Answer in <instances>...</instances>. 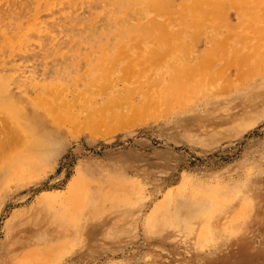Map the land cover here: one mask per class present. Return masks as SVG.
<instances>
[{
    "label": "rangeland",
    "instance_id": "obj_1",
    "mask_svg": "<svg viewBox=\"0 0 264 264\" xmlns=\"http://www.w3.org/2000/svg\"><path fill=\"white\" fill-rule=\"evenodd\" d=\"M0 264H264V0H0Z\"/></svg>",
    "mask_w": 264,
    "mask_h": 264
},
{
    "label": "bare ground",
    "instance_id": "obj_2",
    "mask_svg": "<svg viewBox=\"0 0 264 264\" xmlns=\"http://www.w3.org/2000/svg\"><path fill=\"white\" fill-rule=\"evenodd\" d=\"M60 4V3H59ZM58 7H60V6H58ZM57 7V8H58ZM48 17V16H47ZM37 18V17H36ZM40 20V19H39ZM50 20V19H49ZM48 21V20H47ZM51 21V20H50ZM49 22V21H48ZM59 28V27H58ZM50 32V31H49ZM30 36V35H29ZM25 36L23 35V38H24ZM40 37V36H39ZM23 38H21V40L23 39ZM25 39V38H24ZM23 39V40H24ZM27 40V39H26ZM23 42V41H22ZM25 42V41H24ZM28 43V42H27ZM34 43V42H33ZM24 51V50H23ZM6 60V59H5ZM25 70V69H24ZM7 81V80H6ZM5 83V82H4ZM23 84V83H22ZM3 85V84H2ZM5 85V84H4ZM4 85H3V87H4ZM4 91H6V90H4ZM2 96V95H1ZM7 98V97H6ZM12 98V97H11ZM12 100V99H11ZM10 100H8L7 102H9ZM22 103V102H21ZM20 105H22V104H20ZM31 106H33V104L31 105ZM24 107V106H23ZM36 108H37V106H36ZM25 109V108H24ZM8 110H11V111H13V109H8ZM26 110V109H25ZM27 111V110H26ZM23 112V111H22ZM24 113V112H23ZM28 115H30V117L31 118H33L34 119V121H33V119L31 120V118H29L28 117V119H30L32 122H35V123H33L34 125L36 124V123H39V121H40V119L42 118H37V117H34L32 114H30V113H28V112H26ZM41 114H39V116H40ZM48 115V114H47ZM10 116H11V113H10ZM18 117H19V115H17ZM207 117V116H206ZM205 117V118H206ZM24 120V119H23ZM29 121V120H28ZM30 122V121H29ZM56 122V121H55ZM203 122V121H202ZM20 123V122H19ZM22 123V122H21ZM43 124V123H42ZM45 124V123H44ZM26 125V124H25ZM61 125V124H60ZM20 126H21V124H20ZM31 126V125H30ZM28 126L29 128H31V129H34L33 127L34 126ZM35 126H37V124L35 125ZM39 126V125H38ZM50 128V127H49ZM27 130H28V128H26ZM31 129H29V130H31ZM54 129V128H53ZM32 131V130H31ZM28 161V160H27ZM30 161V160H29ZM30 164V163H29ZM74 183V182H73ZM209 191V190H208ZM208 228V227H207ZM201 230H202V228H201ZM200 231V230H199ZM198 232V231H197ZM202 233V232H201ZM199 235V234H198ZM204 237V236H203Z\"/></svg>",
    "mask_w": 264,
    "mask_h": 264
}]
</instances>
